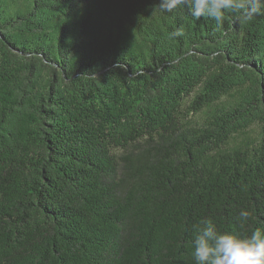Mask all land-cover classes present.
<instances>
[{"label": "trees", "instance_id": "trees-1", "mask_svg": "<svg viewBox=\"0 0 264 264\" xmlns=\"http://www.w3.org/2000/svg\"><path fill=\"white\" fill-rule=\"evenodd\" d=\"M159 3L0 0V264H195L201 220L264 229V13Z\"/></svg>", "mask_w": 264, "mask_h": 264}, {"label": "clouds", "instance_id": "clouds-1", "mask_svg": "<svg viewBox=\"0 0 264 264\" xmlns=\"http://www.w3.org/2000/svg\"><path fill=\"white\" fill-rule=\"evenodd\" d=\"M182 3L188 4L190 16L207 17L217 28L223 26L228 12L248 20L264 13V0H160L157 7L171 13ZM171 35L178 37L182 31ZM249 215L242 210L238 219L247 220ZM192 258L195 264H264V229L257 228L250 235L221 233L212 220H201L195 229Z\"/></svg>", "mask_w": 264, "mask_h": 264}]
</instances>
